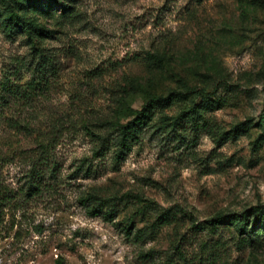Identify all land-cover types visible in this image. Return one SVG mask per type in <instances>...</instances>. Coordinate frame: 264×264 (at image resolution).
I'll return each instance as SVG.
<instances>
[{
	"label": "rangeland",
	"instance_id": "374dc122",
	"mask_svg": "<svg viewBox=\"0 0 264 264\" xmlns=\"http://www.w3.org/2000/svg\"><path fill=\"white\" fill-rule=\"evenodd\" d=\"M14 3L0 264H264V0Z\"/></svg>",
	"mask_w": 264,
	"mask_h": 264
},
{
	"label": "trees",
	"instance_id": "16d2710c",
	"mask_svg": "<svg viewBox=\"0 0 264 264\" xmlns=\"http://www.w3.org/2000/svg\"><path fill=\"white\" fill-rule=\"evenodd\" d=\"M15 0H0V8L5 9V12H8L9 10H13ZM33 2L39 1V0H31ZM14 13V11H12ZM11 13V14H12ZM17 19L21 20L18 16ZM156 97H152L149 102H147L145 105H143L140 109L135 110L132 117L126 119L123 123L119 124V128L122 132L121 136V145L123 147L128 145V142L131 141L134 138H137L140 133H142V130L147 127L148 123L151 121V118L153 117L155 113V108H157L158 104H156ZM165 101L168 103H172L175 101L173 96H167L164 97ZM98 136L99 142L96 143L97 147H99L97 150H101L103 147L106 146V137L103 136L104 134H96ZM93 212H96L94 210ZM235 214H217L210 218H207L205 220L206 223L210 225H219L223 223H227L228 221L232 220V217Z\"/></svg>",
	"mask_w": 264,
	"mask_h": 264
}]
</instances>
